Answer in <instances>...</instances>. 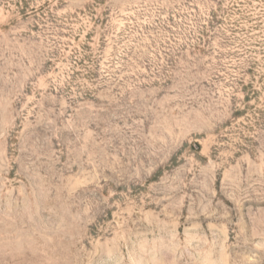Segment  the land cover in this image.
<instances>
[{"label":"rangeland","instance_id":"obj_1","mask_svg":"<svg viewBox=\"0 0 264 264\" xmlns=\"http://www.w3.org/2000/svg\"><path fill=\"white\" fill-rule=\"evenodd\" d=\"M0 264H264V0H0Z\"/></svg>","mask_w":264,"mask_h":264}]
</instances>
